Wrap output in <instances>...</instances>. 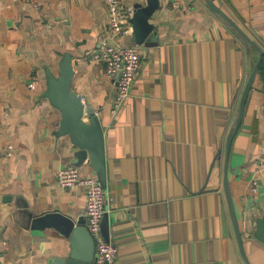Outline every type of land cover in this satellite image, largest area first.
<instances>
[{"label":"crops","instance_id":"obj_1","mask_svg":"<svg viewBox=\"0 0 264 264\" xmlns=\"http://www.w3.org/2000/svg\"><path fill=\"white\" fill-rule=\"evenodd\" d=\"M213 1L264 55V0ZM121 2L134 11L147 4ZM156 5L148 19L154 40L142 43L130 95L112 112L114 83L92 58L108 20L106 1L0 0V264H52L68 253L69 239L53 227L31 228L30 215L85 217L83 187L56 181L58 169L75 165L77 148L57 135L61 114L45 96L46 71L58 75L66 53L71 88L104 133L113 264H264V244L252 236L264 210L261 62L227 170L246 261L223 189L225 141L259 51L205 0ZM132 38L133 31L115 40ZM77 167L96 176L87 159Z\"/></svg>","mask_w":264,"mask_h":264},{"label":"water","instance_id":"obj_2","mask_svg":"<svg viewBox=\"0 0 264 264\" xmlns=\"http://www.w3.org/2000/svg\"><path fill=\"white\" fill-rule=\"evenodd\" d=\"M208 7L216 13L227 25L231 26L235 32L249 44L255 46L259 51V56L254 64L251 73L244 86L240 97L236 118L234 119L228 136L225 141V165L223 175V189L226 195L233 229L238 241V246L243 259L246 261L242 237L239 231L236 213L230 189L228 185V157L230 146L236 134L249 91L253 85L259 64L262 59L263 51L242 29L218 7L213 0H205ZM156 0H147V4H138L135 7L134 15L131 18L133 41L139 44L145 40L152 41L156 35L153 25L149 23V17L156 9ZM152 34V35H151ZM58 75H54L47 69L45 96L50 103L60 111L61 121L57 135H68L71 142L76 146L75 165L80 166L84 160H88L93 167L96 176L103 187H106V167H105V146L104 133L98 117L94 110L86 107L81 97L71 88V81L74 70L71 63V55L66 53L58 63ZM86 116V120L84 117ZM221 154V150L216 155ZM214 161L212 162L213 167ZM211 167V168H212ZM29 226L33 229H43L45 227L56 228L60 233L69 239V250L65 257H58L52 264H95L96 241L87 226V219L84 216L77 218L65 215L60 211L47 212L39 216L30 215ZM101 230L108 240V215L105 213L102 218ZM252 236L264 244V210L254 221ZM248 264V262H246Z\"/></svg>","mask_w":264,"mask_h":264},{"label":"built area","instance_id":"obj_3","mask_svg":"<svg viewBox=\"0 0 264 264\" xmlns=\"http://www.w3.org/2000/svg\"><path fill=\"white\" fill-rule=\"evenodd\" d=\"M108 20L104 35L99 39L92 58L104 64L105 73L115 86L112 112H115L127 100L135 74L140 67L142 44L130 42L120 44L116 38H122L132 32L131 18L134 9L125 6L121 0H105ZM264 174V159L260 160ZM56 181L60 187L73 188L77 185L85 191V218L87 226L96 241L95 264H113L117 257V247L102 230L103 215L109 214L113 197L99 182L97 176L82 175L75 165L61 167L56 172ZM253 190L258 189L255 182ZM264 190V186H263Z\"/></svg>","mask_w":264,"mask_h":264},{"label":"trees","instance_id":"obj_4","mask_svg":"<svg viewBox=\"0 0 264 264\" xmlns=\"http://www.w3.org/2000/svg\"><path fill=\"white\" fill-rule=\"evenodd\" d=\"M261 63L264 64V55H262Z\"/></svg>","mask_w":264,"mask_h":264}]
</instances>
